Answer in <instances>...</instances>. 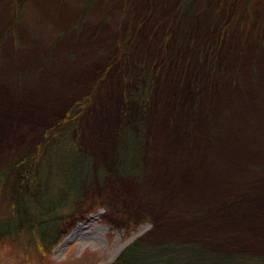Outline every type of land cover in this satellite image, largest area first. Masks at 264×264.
I'll list each match as a JSON object with an SVG mask.
<instances>
[{"label": "rangeland", "instance_id": "374dc122", "mask_svg": "<svg viewBox=\"0 0 264 264\" xmlns=\"http://www.w3.org/2000/svg\"><path fill=\"white\" fill-rule=\"evenodd\" d=\"M122 126L141 136L134 175ZM40 153L35 187L17 164ZM11 199L56 245L40 261L35 231L7 238L0 264H111L132 242L264 259V0H0V222Z\"/></svg>", "mask_w": 264, "mask_h": 264}, {"label": "trees", "instance_id": "16d2710c", "mask_svg": "<svg viewBox=\"0 0 264 264\" xmlns=\"http://www.w3.org/2000/svg\"><path fill=\"white\" fill-rule=\"evenodd\" d=\"M117 45L122 50L124 45L123 37L119 38ZM135 74L139 76L142 73L136 71ZM133 94L136 101L140 103L145 98H147V93H144V88L142 87L136 89ZM61 125L64 128L59 129V126L56 128V132H53L48 136V138L62 139V136H64L71 127L70 117H65L61 122ZM142 132L143 126H141V133ZM118 136V139H120V147L117 148L119 149L118 153L120 157V159L118 157V162L123 169L122 173L134 175V170L136 171V169H138V153L141 149V144L137 141L141 139L140 133L138 131L135 132L131 130L129 127L122 126L118 132ZM40 156L41 153L35 158H30L27 160L24 158L17 164V167L23 172L28 181H32L34 178H36L35 176L38 171L37 167L39 165V160H41ZM129 156H134L135 159L127 163L124 158ZM65 161L67 162L66 164H69L70 169L76 166V169H72L73 173L75 174L73 181H75L80 174L79 179H77V185H80L81 188L83 179L90 175L88 159L84 158L80 153L75 151L74 153L70 154V157L68 156V158H65ZM64 165L60 168L63 169ZM62 175L63 173L60 172V176ZM67 179H69L67 183H70L71 178L67 177ZM37 182L38 179H35V187L37 186ZM67 188L68 192L61 196L62 203H67L73 200L79 194L78 192L80 189L78 190L77 194H71L68 186ZM29 208L30 203L17 205L13 199L9 201L7 209L10 210V213L8 217L1 219L2 222H0V244L3 243V241L7 238H9L8 242L12 244L16 243L17 237H19L20 234L28 235L35 231V234H39V238L34 241V246L31 245V247H33V250H35L39 256V259L43 260L45 257H47L50 249L56 244V242L52 240V237L54 236L53 229L52 227L48 226L49 221H40L35 228H29L24 231V228H22L23 225H19L18 222L19 219L21 221L23 220L24 214L27 217L33 216L28 214ZM38 209L40 208H37V211L39 212L40 210ZM14 234L16 235L15 238L12 236ZM28 243L31 244L32 242L29 241ZM25 247H29L27 243L25 244ZM142 252L150 253L154 257V260L147 264H264V259L260 257L238 254V252L233 251L215 252L210 248L205 247L204 244L188 242H172L168 245L157 246L155 249L151 250L138 246L137 242H132L123 249V251L111 264H138L139 260L137 259Z\"/></svg>", "mask_w": 264, "mask_h": 264}]
</instances>
